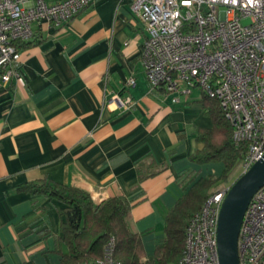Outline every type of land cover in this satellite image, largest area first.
Returning <instances> with one entry per match:
<instances>
[{"label": "crops", "instance_id": "obj_1", "mask_svg": "<svg viewBox=\"0 0 264 264\" xmlns=\"http://www.w3.org/2000/svg\"><path fill=\"white\" fill-rule=\"evenodd\" d=\"M133 1L95 0L58 27L33 23L31 39L19 44L20 79L0 88V264H61L68 250L63 204L18 192L22 184L73 187L94 206L122 197L146 262L192 182L223 172L222 163L190 160L204 147L199 131L212 128L214 102L197 88L188 96L151 89ZM129 78L135 84L125 87Z\"/></svg>", "mask_w": 264, "mask_h": 264}, {"label": "built area", "instance_id": "obj_2", "mask_svg": "<svg viewBox=\"0 0 264 264\" xmlns=\"http://www.w3.org/2000/svg\"><path fill=\"white\" fill-rule=\"evenodd\" d=\"M94 1L0 0V88L20 79L17 45L31 39L33 23L58 27ZM130 7L146 32L140 59L151 89L188 96L197 88L216 101L240 151L237 177L246 173L264 155V0H134ZM134 84L129 78L125 87ZM112 99L133 105L129 96ZM231 185L192 216L177 264H218L217 221ZM114 251L110 236L102 256L83 264H121ZM238 254L239 264H264V186L244 212Z\"/></svg>", "mask_w": 264, "mask_h": 264}, {"label": "trees", "instance_id": "obj_3", "mask_svg": "<svg viewBox=\"0 0 264 264\" xmlns=\"http://www.w3.org/2000/svg\"><path fill=\"white\" fill-rule=\"evenodd\" d=\"M211 101L217 108L212 116V128L199 131L198 141L204 147L192 154L190 160L199 165L222 163L223 172L218 177L207 176L195 180L177 200L166 215L165 240L156 247L155 260L141 262L144 257L142 243L140 237L127 228L129 205L122 197L109 198L94 206L86 193L69 186L45 182L25 183L17 188L18 192L54 199L63 204L60 232L68 250L62 254L61 264H83L99 259L110 236L115 239L114 258L121 264H177L184 247V231L190 219L201 209L214 187L226 181L236 169L240 157V151L231 141L230 125L223 118L217 102Z\"/></svg>", "mask_w": 264, "mask_h": 264}, {"label": "water", "instance_id": "obj_4", "mask_svg": "<svg viewBox=\"0 0 264 264\" xmlns=\"http://www.w3.org/2000/svg\"><path fill=\"white\" fill-rule=\"evenodd\" d=\"M264 186V155L229 188L222 202L216 228L218 264H239L238 237L244 212Z\"/></svg>", "mask_w": 264, "mask_h": 264}, {"label": "rangeland", "instance_id": "obj_5", "mask_svg": "<svg viewBox=\"0 0 264 264\" xmlns=\"http://www.w3.org/2000/svg\"><path fill=\"white\" fill-rule=\"evenodd\" d=\"M247 21H243V23H246ZM210 164H219V163H210ZM200 166H204V164L203 165H200ZM213 166H217V165H213ZM220 167V166H219ZM234 172H237V169H234ZM217 174L218 173H220V172H216ZM205 175H206V177L207 176H212V177H218V176H216V175H208V173L207 172H205L204 173ZM231 175L233 174V172H231L230 173ZM234 176V175H233ZM229 178H228V180H227V178H226V181L224 182V183H220V185L218 184L217 186H215L214 187V189H213V191H211V192H214L215 190H217V189H219L221 186H224V185H226V184H228L229 183V180H230V176H228Z\"/></svg>", "mask_w": 264, "mask_h": 264}]
</instances>
